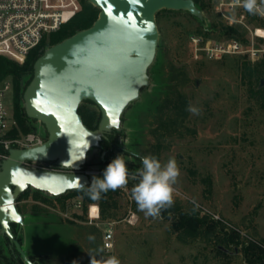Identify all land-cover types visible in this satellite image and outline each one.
<instances>
[{
    "label": "rangeland",
    "instance_id": "obj_1",
    "mask_svg": "<svg viewBox=\"0 0 264 264\" xmlns=\"http://www.w3.org/2000/svg\"><path fill=\"white\" fill-rule=\"evenodd\" d=\"M208 1V10L202 12L208 24L241 28L250 39L249 44L240 43L242 49L251 52L211 58L200 49L227 46L237 40L218 33L208 38L200 34L199 22L189 12L159 11V43L148 70L149 83L120 117L119 127L124 132L117 135L120 149L116 147L113 157L122 155L126 163L135 162L137 170L142 167L143 156H155L162 165L175 158L180 176L173 186V205L180 210L166 214L161 211L157 218L139 211L131 197V189L139 182V178H131L137 170L129 171L125 188L118 189L106 201L97 200L86 207L80 205L82 198L58 201L48 193H38L37 197L47 199L43 203L34 198L35 189L28 190L29 195L18 207L26 224H31L19 238L26 255L34 257L37 264H90L89 250L97 247L104 248L98 259L116 256L120 264H248L243 244H264V107L251 97L237 69L245 62L256 64L264 60V39L256 35V30L264 27L256 20L250 21L242 6L231 9L221 6V0ZM194 39L199 40L198 44ZM29 79L30 76L26 78ZM173 90L184 95L189 105L199 109V114L189 112L180 130L171 135L164 131L162 136L158 119L168 116L162 105L174 98L169 95ZM13 97V90L6 92L4 101L11 111ZM81 104L96 108L87 101ZM30 123L36 133L47 136L41 122L32 119ZM102 157L93 146L84 171L99 172L95 176L102 178L109 163ZM51 164L27 162L30 168L45 170H52ZM114 203V218L103 220L101 205ZM92 205L100 209L99 220L90 218ZM193 210L200 217L219 222L218 232L228 231L242 244L231 245L226 257L216 252L213 240L211 244L203 237L182 241L175 222L180 211L191 214ZM18 228L17 224L13 226L17 233ZM109 230L111 250L105 248ZM90 235L95 237L94 242L89 241ZM0 250V264H14L13 245L1 233V226Z\"/></svg>",
    "mask_w": 264,
    "mask_h": 264
},
{
    "label": "water",
    "instance_id": "obj_2",
    "mask_svg": "<svg viewBox=\"0 0 264 264\" xmlns=\"http://www.w3.org/2000/svg\"><path fill=\"white\" fill-rule=\"evenodd\" d=\"M88 1L100 10L98 19L45 50L24 92L27 116L45 126L48 139L39 147L12 149L1 162V233L26 264L33 262L11 228L24 224L17 198L31 189L60 196L77 190L73 184L90 185L95 173L83 170L89 150L112 130H120L125 108L149 83L148 70L159 43L157 13L186 11L203 18L193 0ZM85 101L94 103L101 113L96 130L89 129L78 112ZM27 162H53L60 170L30 168Z\"/></svg>",
    "mask_w": 264,
    "mask_h": 264
},
{
    "label": "trees",
    "instance_id": "obj_3",
    "mask_svg": "<svg viewBox=\"0 0 264 264\" xmlns=\"http://www.w3.org/2000/svg\"><path fill=\"white\" fill-rule=\"evenodd\" d=\"M79 1L81 3V11L75 16V18H73L67 24L63 25L58 31L46 35L40 45L37 48L31 50L23 64H18L13 60L0 56V81L11 79L13 86V116L16 121V127L10 133V136L12 138L35 133V128L30 123L32 119L27 116L24 103V92L33 77L35 62L44 54L45 50L48 47L62 42L63 40L73 36L79 31L90 28L98 19L100 10L97 7L93 6L87 0ZM193 1L195 2L197 8L202 12L208 10L210 5L208 3V0ZM191 16L199 22V33L204 34L207 38L210 37L213 33H218L222 37L237 40V42L239 43L244 42L246 44H249L250 42V39L245 36L243 32L244 30H242L241 28L229 25L217 26L213 23L208 24L207 18L199 19L192 14ZM247 16L250 18V21L256 20L262 27H264V19L261 18L258 14L252 15L247 13ZM237 69L240 73L242 82L248 86L250 92L249 94L251 95V97L257 100L261 104V106L264 107V87L260 88L261 80L264 78V60L256 64L245 62L242 64V66H237ZM28 76H30V79L26 80ZM169 95L174 96V98L170 97L171 100L162 105L163 107H165V109L167 108L166 112H168V116L166 118L158 119V127H161L163 130L162 136L165 135V132H168L171 135L175 133V130H180L182 123L189 115V111L187 110L189 104L185 96L179 94L178 92H175L174 90ZM87 102L95 106L94 103L90 101ZM78 112L81 115L84 124L89 129H97L101 120V113L97 107L94 109L81 104ZM123 132V129L112 130V132L102 138V140L99 142V145L96 147L102 153V159L105 163H110L113 160L115 149L116 147L119 148L116 143V140L118 138L117 135H122ZM45 139H48V133ZM159 148H161V144L159 145ZM5 155L8 156V152H6ZM2 161L3 160H0V168ZM126 165L130 172H135L139 168V166L135 162H129L126 163ZM83 170H85V167L83 168ZM117 192H119L118 189L116 191L109 190L107 193H101V198L99 200L106 201L107 199H109V197ZM35 193L36 194L34 195V198L41 199L37 197V195L42 194L43 192L35 190ZM28 195V190L23 192L17 198V204H19L23 199H26ZM55 198L58 201H62V199H64V201H67L73 198H82V202L80 203L85 207L95 203V201L91 200L87 195L84 194V192H81L79 190L69 191L60 196H55ZM41 201L43 203H47V199H41ZM17 208L21 213L18 205ZM113 209H116L115 203L112 206L101 205V218L103 220L114 218V212L112 211ZM171 210H180V208L172 205V207L162 209L161 211L166 214ZM218 223L219 222H215L211 217H200L199 213L195 210H193L191 214L180 211L175 222V227L180 233L179 237L182 241L187 242L188 238L196 240L203 237L209 244H211L213 240L217 245L215 247L216 252L221 256L227 257L229 256L230 246L235 245L238 247L242 244V242L239 239H236V237L230 235L228 231H225L224 233H221V231L218 232ZM14 225L15 224L11 225V228L14 235L17 236L18 233L13 230ZM236 235L240 238L239 233L236 232ZM6 239L8 243L12 244L7 236ZM19 242L21 243L20 238ZM220 247H222L223 249H221ZM243 252L248 264H264V244H259L255 241H249L248 244H243ZM13 253V256L15 257L14 264H26L14 245ZM27 256L33 262V264H37L34 257L28 254ZM1 260L2 258L0 250V262Z\"/></svg>",
    "mask_w": 264,
    "mask_h": 264
},
{
    "label": "built area",
    "instance_id": "obj_4",
    "mask_svg": "<svg viewBox=\"0 0 264 264\" xmlns=\"http://www.w3.org/2000/svg\"><path fill=\"white\" fill-rule=\"evenodd\" d=\"M221 1V6L228 5L231 9L242 6L237 0H228L226 3L224 0ZM80 11L79 0H0V56L23 64L31 50L37 48L46 35L58 31ZM260 31H263V34H260ZM256 35L264 39V29H257ZM193 41L196 44L199 42L197 39ZM200 50L211 58L251 52V50H243L237 41L227 46H216L211 49L202 47ZM12 87L11 79L0 81V160L6 159L8 157L5 155L6 152L9 154L12 149L35 148L46 142L45 137L36 132L15 138L10 136L11 131L16 127V121L13 110L7 107L4 100L6 92L12 90ZM92 207L93 205L89 208L90 218L99 220V207L97 206L96 218L92 217ZM106 233L110 236L106 235L105 248L111 250L112 232L109 230Z\"/></svg>",
    "mask_w": 264,
    "mask_h": 264
},
{
    "label": "clouds",
    "instance_id": "obj_5",
    "mask_svg": "<svg viewBox=\"0 0 264 264\" xmlns=\"http://www.w3.org/2000/svg\"><path fill=\"white\" fill-rule=\"evenodd\" d=\"M242 7L252 15L264 16V0H237ZM187 110L198 115L199 109L189 105ZM142 167L132 174V179L139 178V182L131 189V197L136 202L138 210L144 212L146 217L157 218L161 210L172 207L174 203V185L180 176V169L175 158H170L166 163H162L155 156L140 157ZM129 181V170L122 155H117L104 169L102 178L93 175L90 185L73 184L71 187L84 192L91 200L97 201L101 198V193L109 190L125 188ZM89 241L94 242L95 237L89 236ZM103 247L89 250L90 264H120L116 256L103 258Z\"/></svg>",
    "mask_w": 264,
    "mask_h": 264
},
{
    "label": "crops",
    "instance_id": "obj_6",
    "mask_svg": "<svg viewBox=\"0 0 264 264\" xmlns=\"http://www.w3.org/2000/svg\"><path fill=\"white\" fill-rule=\"evenodd\" d=\"M23 215V214H22ZM23 218H24V224H23V226H20L19 224H17L18 226H19V228H18V234H17V236L18 237H20V234H26V230L28 229V228H30V224H31V221H29V223L28 224H26V220H25V216L23 215ZM13 225V224H12ZM22 247L24 248V245L22 244ZM25 250V249H24Z\"/></svg>",
    "mask_w": 264,
    "mask_h": 264
},
{
    "label": "bare ground",
    "instance_id": "obj_7",
    "mask_svg": "<svg viewBox=\"0 0 264 264\" xmlns=\"http://www.w3.org/2000/svg\"><path fill=\"white\" fill-rule=\"evenodd\" d=\"M260 34H263L262 31H260ZM91 214L93 218H96L98 216V208L97 206H93L91 210Z\"/></svg>",
    "mask_w": 264,
    "mask_h": 264
},
{
    "label": "flooded vegetation",
    "instance_id": "obj_8",
    "mask_svg": "<svg viewBox=\"0 0 264 264\" xmlns=\"http://www.w3.org/2000/svg\"><path fill=\"white\" fill-rule=\"evenodd\" d=\"M50 168H52V170H54V171H59L60 169L57 167V166H55L54 164H51L50 165ZM100 173L99 172H97V173H95L94 175H99ZM14 189V188H13ZM17 203V202H16ZM18 205V204H17ZM80 205H82L81 203H80Z\"/></svg>",
    "mask_w": 264,
    "mask_h": 264
},
{
    "label": "snow or ice",
    "instance_id": "obj_9",
    "mask_svg": "<svg viewBox=\"0 0 264 264\" xmlns=\"http://www.w3.org/2000/svg\"><path fill=\"white\" fill-rule=\"evenodd\" d=\"M115 123V122H114Z\"/></svg>",
    "mask_w": 264,
    "mask_h": 264
}]
</instances>
